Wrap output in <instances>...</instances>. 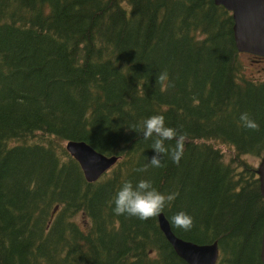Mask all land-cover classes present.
<instances>
[{"label":"trees","instance_id":"1","mask_svg":"<svg viewBox=\"0 0 264 264\" xmlns=\"http://www.w3.org/2000/svg\"><path fill=\"white\" fill-rule=\"evenodd\" d=\"M241 54L215 0H0V263L190 264L159 215L113 212L124 182L149 180L179 194L162 212L174 233L218 240L216 264H264V195L243 157L264 153V56L250 75ZM157 114L187 136L179 165H149L140 129ZM68 139L119 160L88 181ZM181 211L190 230L171 223Z\"/></svg>","mask_w":264,"mask_h":264},{"label":"water","instance_id":"2","mask_svg":"<svg viewBox=\"0 0 264 264\" xmlns=\"http://www.w3.org/2000/svg\"><path fill=\"white\" fill-rule=\"evenodd\" d=\"M215 1L232 11L234 36L239 51L264 56V0ZM66 148L79 161L88 181L98 180L119 160V155L106 154L82 139H68ZM257 172L264 195V153L257 165ZM159 224L177 253L190 264L217 263L220 255L218 240L198 243L184 239L174 233L164 213L159 214ZM261 257L264 262V227Z\"/></svg>","mask_w":264,"mask_h":264},{"label":"clouds","instance_id":"3","mask_svg":"<svg viewBox=\"0 0 264 264\" xmlns=\"http://www.w3.org/2000/svg\"><path fill=\"white\" fill-rule=\"evenodd\" d=\"M167 80L168 74L166 72L158 74L157 82H166ZM240 122L243 128L259 130V125L250 118L248 113L241 114ZM140 131L145 140H152L151 148L155 154L150 159L148 158L151 167H164L163 160L165 157L179 165L185 150L186 134L166 126L163 114L152 115L145 119ZM173 140L175 141L174 146L166 144L167 141ZM146 167L137 169V171H146ZM178 195L175 192L168 194L159 192L149 180H140L135 186L131 181H126L116 193L113 201V212L117 216L127 214L140 220H148L158 216L166 207H170ZM171 223L185 231L194 226L193 218L182 211L171 217Z\"/></svg>","mask_w":264,"mask_h":264},{"label":"rangeland","instance_id":"4","mask_svg":"<svg viewBox=\"0 0 264 264\" xmlns=\"http://www.w3.org/2000/svg\"><path fill=\"white\" fill-rule=\"evenodd\" d=\"M241 59L245 66V69H244L245 74L253 75L254 73H257L258 72L257 70L263 65L256 61H253V56L245 52H242ZM31 140H35V138ZM64 143H67V141H64ZM217 146H219L223 150L227 160L233 154L234 149L232 146L226 143H223V142H217ZM243 157L247 159L248 161H251L255 164H258L260 160L259 157L253 156L251 154H246V156H243Z\"/></svg>","mask_w":264,"mask_h":264},{"label":"flooded vegetation","instance_id":"5","mask_svg":"<svg viewBox=\"0 0 264 264\" xmlns=\"http://www.w3.org/2000/svg\"><path fill=\"white\" fill-rule=\"evenodd\" d=\"M248 54H251V53H248Z\"/></svg>","mask_w":264,"mask_h":264}]
</instances>
